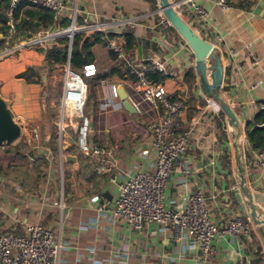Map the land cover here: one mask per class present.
<instances>
[{"label":"crops","instance_id":"0c3cea01","mask_svg":"<svg viewBox=\"0 0 264 264\" xmlns=\"http://www.w3.org/2000/svg\"><path fill=\"white\" fill-rule=\"evenodd\" d=\"M61 1L67 7L60 13L59 20L46 27L40 26L30 38L66 29L72 23L74 13L76 22L83 16H88L90 21L115 19L118 24L111 25L108 34L117 40L125 38L123 54L128 60L133 63L144 58L159 60L169 70L167 76L156 73L152 77L164 87L166 96L184 100V109L174 121L175 133L192 129V138L167 178L163 203L175 207L186 190L201 189L215 223L222 225L236 215L243 216L233 195V189L237 187L233 157L227 150V140L218 135L217 122L225 125V115L205 108L199 75L194 68L195 56L177 29L165 28L160 23L159 0ZM177 1L180 2L175 10L183 20L197 35L220 49L222 95L236 112L242 129L247 121L258 118L256 125L262 128V140L253 147L254 142L245 138L243 154L250 188L264 195V169L257 170L253 164L255 153L264 144V0H227L232 6L227 10L216 5V0H194L208 11L204 21L195 17L188 4ZM0 7L7 19L6 31L0 32V38L6 43L10 38L30 39L27 37L29 32L17 30V26L23 19H28L26 10L37 7L21 5L15 9L12 32L9 31L6 0H0ZM129 18L136 20L127 24L119 22ZM58 24L59 28H53ZM32 41L14 49L36 44ZM91 50L96 72L90 77L98 81L99 88L97 109L90 120L85 118L90 126L87 141L90 145L111 149L121 162L105 164L104 170L97 171V157L84 155L77 146L74 153L68 152L71 142L66 139L62 145L61 136L59 143H54L59 145V150L57 157H53V146L48 139L43 143L39 141L40 136L42 140L39 126L31 127L22 154L20 149L14 153L11 149L4 150L16 141L0 147V235L19 233L25 224L33 222L54 228L61 245L58 264H264V238L255 227L248 236L241 235L234 240L216 239V256L205 262L195 244L186 238L174 239L158 224L152 223L142 231H136L128 224H116L109 218V209L117 193L110 176L116 174L117 180L121 181L129 177L136 166L145 171L151 169L153 149L147 125L160 120L164 108L161 105L153 108L143 101L133 87L130 74L127 78L119 75L127 70L124 61L109 50L103 40L93 44ZM41 56L44 59V54ZM26 63L32 66L28 61ZM205 65H208L207 61ZM206 74L211 82L209 69ZM67 83L78 90L80 95L76 93L75 97H80L81 101L71 103L65 98L61 116L80 115L85 98L82 80L68 73ZM111 85L122 87L130 102L138 103L139 110L135 108V112H130L117 106L120 100L118 96H112ZM12 103L11 100V108L15 111ZM16 118L19 117L16 115ZM18 122L22 126V122ZM60 123L61 127L57 124V128L62 133L69 124H64L63 119ZM228 129L232 131L230 126ZM33 130L37 131L36 139ZM222 132L226 135L225 128ZM23 135L22 126L18 139ZM30 141L36 142L29 147ZM23 155L30 161L37 162L42 158L48 161L42 179L36 170L15 165L14 161Z\"/></svg>","mask_w":264,"mask_h":264},{"label":"built area","instance_id":"2783aa9c","mask_svg":"<svg viewBox=\"0 0 264 264\" xmlns=\"http://www.w3.org/2000/svg\"><path fill=\"white\" fill-rule=\"evenodd\" d=\"M169 1L175 9L180 2L177 0ZM181 1L188 4L189 9L198 20L204 21L206 19L208 11L202 5L197 4L194 0ZM6 2V15L9 19L10 32L14 31L15 27L14 10L21 5L29 4L49 10L52 13L53 23L59 20L60 13L67 7L61 0H6ZM215 3L224 10L232 8L227 0H216ZM157 13L160 14V23L165 28H174L160 10ZM135 20V18H129L119 22L127 24ZM113 24H118L115 19L90 21L88 16H83L80 22H76L74 13L73 21L66 29L38 35L33 43H43L59 37L62 33L68 39L78 34L92 36L99 33L100 39L105 42L106 47L123 59L126 69L133 78V87L141 94L142 100L153 108L158 105L164 108L163 117L147 125L151 134L150 145L153 149L151 169L145 171L140 166H136L134 172L121 181L117 180L116 174L110 176V181L116 184L117 193L108 216L114 223L128 224L136 231H142L152 223L158 224L174 239L186 238L195 244L200 250L202 259L208 262L216 256L217 249L214 245L216 239L230 238L234 240L241 235L248 236L254 230V226L250 218L244 215H236L222 225L215 223L211 219L210 208L206 205V197L201 189L186 190L181 196L180 204L175 207H168L163 203V190L167 178L173 170L175 161L184 153L192 138V129L175 133L174 121L183 111L185 103L181 98L166 96L164 87L152 77L156 73H162L166 76L170 74L163 62L144 58L133 63L124 56L125 38L122 37L117 40L108 34V31L111 30L110 26ZM95 72L93 63L86 64L81 69V73L85 77L93 76ZM68 73L74 76L70 71H66L61 100L62 113L65 98L71 103L81 101L80 97L77 99L75 97L76 93L80 95L78 90L67 83ZM77 75L81 78V84L84 85L85 90V98L81 105L83 110L87 85L82 77ZM116 89V85H111L113 97L118 96ZM202 96L206 102V109L208 108L214 113L221 111L215 100L204 94ZM133 105L139 110L138 103ZM80 116H82V111ZM84 122L87 128V120L85 119ZM32 134L33 138L36 139L37 131L33 130ZM226 143L230 145V143ZM77 147L84 155L97 157L95 163L97 171L104 170L105 164L115 165L121 162V159L114 155L111 149L94 144L90 145L85 132L82 133ZM253 164L257 170L264 169V144L255 153ZM56 234V229L37 222L25 224L19 233L1 234L0 264H58L61 245Z\"/></svg>","mask_w":264,"mask_h":264},{"label":"rangeland","instance_id":"374dc122","mask_svg":"<svg viewBox=\"0 0 264 264\" xmlns=\"http://www.w3.org/2000/svg\"><path fill=\"white\" fill-rule=\"evenodd\" d=\"M59 27L60 26L58 24L53 28ZM17 30L19 29L17 28ZM49 33L52 32L49 31ZM60 36L63 37V33ZM35 38H25V40L22 41L10 38L7 43L5 41L6 48L0 51V82L2 83L0 90L5 95L7 94V97L13 101L12 107L15 109V111H13L19 117L17 119L22 122V126L24 127V135L20 139L16 140L13 146H6L9 148H5L4 150L11 149L10 152L14 153L15 150L20 149V153L22 154L24 144H27L26 139L29 136L31 127L38 125L39 129L42 131V140L40 136L39 141H41L40 143H43L44 140L46 142L48 139V142L54 147H52L53 157H57L59 145H54V143H59L58 141L60 140V136L62 138V145L65 144L64 140L66 139L71 142L68 152L74 153L76 151L75 147L78 146L82 133L85 132L87 135L90 127H85L84 119L87 118L90 120L97 109L99 88L98 81L94 78L83 76L80 70H78L77 74L82 77L88 87L87 99L83 105L82 116L74 115L62 117L61 100L67 64L63 66H48L41 56L43 54V50L48 45V43L45 44V42L42 44L38 42L30 46L28 45L25 48L20 47L14 49L15 46L22 43L25 44L26 42L29 43ZM31 54H33L35 58H33L34 56H30ZM27 61L30 65H32L34 71L37 73L31 74L29 80L37 79V82H28L25 78L19 77L22 72L21 69L23 68L25 70L27 67ZM61 119H63L64 124H69L64 128L62 133H60V128H57V124H60L59 126L61 127ZM224 123L225 133L228 140L227 142L230 143L232 136L228 130V124L225 117ZM23 139H25L26 143L23 142ZM35 142L36 141H30L28 144L29 147L34 145ZM242 142L243 139H240V145ZM227 146L230 154L233 156L232 146ZM245 158L247 161L246 154ZM14 162L15 165L19 167H26L27 169L33 171L36 170L38 173L37 176L40 179H42L48 169V161L45 158L35 162L30 161L23 155L22 157H18Z\"/></svg>","mask_w":264,"mask_h":264},{"label":"water","instance_id":"95a60500","mask_svg":"<svg viewBox=\"0 0 264 264\" xmlns=\"http://www.w3.org/2000/svg\"><path fill=\"white\" fill-rule=\"evenodd\" d=\"M158 10L173 24L174 28L177 29L181 37L191 48L195 56L194 68L199 75L202 93L218 103L224 112L227 124L232 128L230 142L233 150V165L237 181V187L233 189L234 199L242 214L250 218L253 226L260 231L264 238V195L259 191L252 190L247 181L245 159L242 146L240 145L243 125L236 112L223 97L221 91L223 76L221 51L213 43L197 35L177 13L174 5L169 0H159ZM255 12H258V9ZM72 41L73 38L68 39L69 55ZM206 61L208 63L207 66L205 65ZM66 64V71H70L74 76L78 77L77 73L69 70V60ZM208 69L210 70L211 82L208 81L206 74V70ZM116 90L120 100L117 106H122L130 112H135L136 109L128 99L126 91L122 87H117ZM21 134L22 126L11 108V99L4 96L0 91V146L12 144Z\"/></svg>","mask_w":264,"mask_h":264},{"label":"trees","instance_id":"16d2710c","mask_svg":"<svg viewBox=\"0 0 264 264\" xmlns=\"http://www.w3.org/2000/svg\"><path fill=\"white\" fill-rule=\"evenodd\" d=\"M29 5V4H24ZM37 8L34 10H26V14L28 15V19H23L17 26L18 29H21L25 33L29 32L27 37L30 38L33 36L34 32L40 26H48V24L52 23V13L49 10H46L43 7L36 6ZM17 16V15H16ZM7 19L0 7V32H5L7 25ZM37 22L39 25H37ZM33 32V33H32ZM49 44L43 50L44 54V61L47 63L48 66H63L65 65L68 60L70 64V69L77 73L84 65L90 64L93 62V53H92V46L96 42H100V34L96 33L92 37H89L84 34H78L73 37L72 47L70 55L68 54V38L66 36L57 37L54 39L48 40ZM58 44V45H57ZM6 48L5 39L0 38V51ZM31 74H37L32 66H27L26 69L19 75L25 78L28 82H37V79H30ZM128 71L126 70L125 73H119L122 78L128 77ZM190 75L192 76L191 72ZM222 115L224 112L220 111ZM259 117V116H257ZM258 118L249 120L246 122L244 128L242 129L240 139L247 138V140L252 143V146H258V141L260 139V131L262 128L256 125V121ZM218 126V135L222 139L227 140L226 135L222 132V129L225 128L224 124L220 121L217 122ZM243 147V142L241 143ZM227 150L229 148L227 147Z\"/></svg>","mask_w":264,"mask_h":264},{"label":"bare ground","instance_id":"6f19581e","mask_svg":"<svg viewBox=\"0 0 264 264\" xmlns=\"http://www.w3.org/2000/svg\"><path fill=\"white\" fill-rule=\"evenodd\" d=\"M80 78V77H79ZM232 129V128H231Z\"/></svg>","mask_w":264,"mask_h":264}]
</instances>
